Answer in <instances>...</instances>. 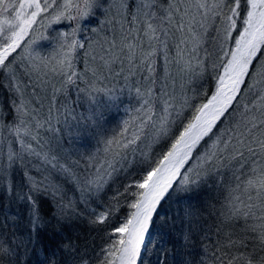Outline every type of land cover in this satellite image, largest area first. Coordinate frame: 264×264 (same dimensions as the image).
Returning <instances> with one entry per match:
<instances>
[{"label": "snow or ice", "instance_id": "6c2138e0", "mask_svg": "<svg viewBox=\"0 0 264 264\" xmlns=\"http://www.w3.org/2000/svg\"><path fill=\"white\" fill-rule=\"evenodd\" d=\"M97 7L112 28L81 39ZM65 22L54 51L34 50ZM94 44L104 68L126 60L141 102L81 165L51 127L63 88L49 77L74 85V56ZM0 87L11 109H0V264H27L41 233L60 235L81 205L104 243L66 237L42 247L41 264H169L177 224L193 249L182 264H264V0H0ZM209 177L224 193L215 203L197 200Z\"/></svg>", "mask_w": 264, "mask_h": 264}, {"label": "rangeland", "instance_id": "374dc122", "mask_svg": "<svg viewBox=\"0 0 264 264\" xmlns=\"http://www.w3.org/2000/svg\"><path fill=\"white\" fill-rule=\"evenodd\" d=\"M103 4H107V0H102ZM94 15H90L89 17L85 18L83 20V34L85 38L87 37H93L95 36V32L93 30H99V37L105 36L108 31L112 28V25L107 23L106 21L110 19L109 16L105 15L104 9L102 7H97L95 10ZM96 21V22H95ZM95 22V23H94ZM94 23V24H93ZM60 26L54 25L52 29H50V32L45 30L46 35L49 36V39H42L40 41H37L34 45V50L40 51L43 55H48L50 52L54 51L56 48V42L52 39L53 36L56 35L57 31L59 30ZM90 28H92L90 30ZM88 30H90L88 32ZM88 32V34H87ZM116 40H117V47L113 49V55L120 56L121 59H124L126 56V53L120 52V35H119V29L116 30ZM100 45H103L104 47H107V45L104 43V41L100 40ZM78 51V50H77ZM83 59L81 56L76 53V57L74 56V61L79 62L81 59L83 61V70L81 73H83L84 78L86 77V73L89 76V83L93 84L94 89L98 91H84L83 94H85V97L83 99H87L86 102L88 104L87 107H83L82 105H76L77 111H75L74 107H70L68 109H61L60 111H56V109H53L52 117H51V127L59 129V119L64 118L67 119V121L73 120L77 116L80 115L83 116V113L85 112L86 116H91L93 112H102L104 116V121L106 123L105 129L100 126L97 129L99 131H102L103 138L99 135L100 144H97L95 146V149L102 147L103 140L107 136H112L114 133H116L119 128L122 126V122L126 119H129L132 115L135 114V109H137L140 105V98L135 93V81L131 78H128L127 81H119L117 83H114L113 86H108L103 83L104 80L109 79L110 82H113L112 80L117 81L119 73L126 77L127 76V62L125 60L124 63V71L121 72V66L117 62L112 65L111 69H106L103 67V62L101 61V56H107V54L102 50L101 46L99 45H93V48H88L83 50ZM96 70V75L93 76L92 70ZM77 79L80 77L78 71H77ZM79 76V77H78ZM61 77L63 76H51L49 79L51 80V84L55 85L58 88V81L61 80ZM121 82V83H120ZM87 85V84H86ZM85 85V86H86ZM105 85V86H102ZM67 86H65L66 89ZM59 88H62V86L59 84ZM51 93V88L49 87V95ZM89 96L92 97V99H89ZM57 103V102H56ZM48 104V101L45 100V105ZM65 104H60V107H63ZM56 107V104H55ZM1 109V107H0ZM59 109V108H58ZM91 110V111H90ZM47 111V107L45 108V112ZM113 113L117 114V121L113 119ZM59 115H62L59 117ZM74 117V118H73ZM77 117V118H78ZM83 117V122H81L82 127L85 126L86 123L89 124L91 129H94L96 126L95 122L85 120ZM77 119L75 121H70L67 131L70 133L67 134L66 130L61 131L59 129V134L62 135L64 138L68 137L69 140L75 141V137L80 138L81 136H78L80 133V129H83ZM109 138V137H108ZM65 139H63L64 141ZM70 140V141H71ZM89 153H85L84 155H87ZM81 160V159H80Z\"/></svg>", "mask_w": 264, "mask_h": 264}, {"label": "trees", "instance_id": "16d2710c", "mask_svg": "<svg viewBox=\"0 0 264 264\" xmlns=\"http://www.w3.org/2000/svg\"><path fill=\"white\" fill-rule=\"evenodd\" d=\"M57 26H60L59 27L60 31L67 30L70 27V25L67 22L61 25H57ZM82 28H83V21H82ZM91 29L92 28H90V30ZM90 30H88V32ZM80 37L81 39L88 38V37L85 38L83 31L80 33ZM78 52L81 58L83 59V54H82L83 50L78 49L77 54ZM76 56L77 55H75V57ZM82 59L79 62L74 61V64L76 66L75 70L76 72L78 71L80 75V77L78 76L79 77L78 79L77 77H74V79L76 80V83L74 85L65 84L64 77H61V80L58 81V88L60 84L63 88V91L57 94V103L55 107L56 111H60L61 109H63L64 111V109L65 110L68 109L69 106L71 108L74 107L75 108L74 110L77 111V108L75 107L76 105H82L83 107H87L88 104L86 102L88 100L83 99V97H85V94H83V92L78 91V89H86L89 92L93 90L98 91L94 89L93 84L89 83L88 74L86 73V77L84 78L83 73H81V71L83 70ZM117 77H118V80L115 82L114 80H112L113 82H110V80L107 79V80H104L103 83H105V85H108V86H113L114 83H117L119 81L121 82L127 81V79L124 76H122L120 73ZM212 84H213V81L209 80L208 86L210 90H211ZM105 85H102V86H105ZM65 86H67L66 89H65ZM9 100H10L9 92L6 90L5 87H0V107L5 113L11 112V109L9 108ZM60 104H65V105L63 107H60ZM76 113H78V111ZM84 115H85V112L83 113V116L81 115L79 117L77 116L78 118L73 117L74 119L73 120L68 119L69 121H67V119H64V118L59 119V124H60L59 129H61L62 132L63 130L67 131L69 122L75 121V119L79 121L82 127L81 122H83L82 119L83 117H85ZM112 115H113L112 116L113 119L117 121L118 119L117 114L113 113ZM61 116L62 115H59V117ZM104 120L105 119L101 121V126L105 129L106 123ZM225 123H227V121ZM82 128L83 129H80V133L78 135V136H81L80 138L75 137L76 139L75 141L71 139L70 141L69 138L66 137L64 138L65 140L63 141L64 148L67 149L68 152L72 154L71 158L74 160H80L82 156H87V155H84L86 152L87 153L95 152L96 150L95 146L97 144H100V141H101L99 139V135L102 138L104 137L102 134L104 132L99 131L97 129V125L94 127V129H91L89 124L86 123L85 126H83ZM67 134H69V137H70V133L68 131H67ZM108 137L110 138V136H107V138ZM80 162H81V165H83L82 159L80 160ZM124 182L126 181H124L121 176L116 177V183H124ZM69 194L71 195V192ZM111 194H112V186L109 187L108 193H106L105 196L102 197V199H107V196ZM223 194L224 193L222 191L218 192L217 186L214 184V177H209L206 186H204L201 189V191L197 194V200L203 201L205 199H211L212 202L215 203L216 202L215 197H217L218 195L222 197ZM92 207L98 208L96 203H93ZM45 209H47V204H45ZM80 210L84 212V216L75 219L70 224L61 226L60 235L54 234L51 228H49L46 232L41 233L40 238H39L40 243L36 246V250L33 251L30 248L27 253V256L25 257V259L27 260V264H41V261L45 259L44 253L42 251V247L47 246L49 248H52L55 246V243L62 242L63 239L66 237L72 238L73 240L76 241L77 244L81 245L82 247L85 245H90L92 247H98L100 244L104 243V240L102 239L103 237L102 229L99 226L93 227L92 225L89 224L88 219H87V216L89 215V213L83 207V205L80 206ZM98 210H102V209H98ZM165 210H167V208ZM183 243L184 242L180 239V225L177 224L176 231L173 237L171 238V241L167 244V247L169 249V255H168L169 264H182V260L184 256H186L189 252L193 251L191 246L183 247L182 246ZM145 261H146V264H157L155 255H150L148 257H145Z\"/></svg>", "mask_w": 264, "mask_h": 264}]
</instances>
